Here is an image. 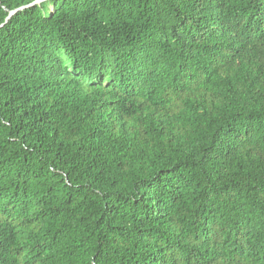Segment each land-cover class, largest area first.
I'll list each match as a JSON object with an SVG mask.
<instances>
[{
    "label": "trees",
    "instance_id": "obj_1",
    "mask_svg": "<svg viewBox=\"0 0 264 264\" xmlns=\"http://www.w3.org/2000/svg\"><path fill=\"white\" fill-rule=\"evenodd\" d=\"M0 264H264V0L0 27Z\"/></svg>",
    "mask_w": 264,
    "mask_h": 264
},
{
    "label": "water",
    "instance_id": "obj_2",
    "mask_svg": "<svg viewBox=\"0 0 264 264\" xmlns=\"http://www.w3.org/2000/svg\"><path fill=\"white\" fill-rule=\"evenodd\" d=\"M46 1H49V0H35V2H32L31 4H28V5H26V6H22V7H19V8H17V9H15V10L10 11V12H9V15L7 16V18H6V20H5V23H3L2 25H0V27H2V26L5 25L7 22H9V21L12 19V17H13L16 13H18L19 11H22V10H24V9H27V8L32 7V6H35V5H39V4H41V3H43V2H46Z\"/></svg>",
    "mask_w": 264,
    "mask_h": 264
},
{
    "label": "snow or ice",
    "instance_id": "obj_3",
    "mask_svg": "<svg viewBox=\"0 0 264 264\" xmlns=\"http://www.w3.org/2000/svg\"><path fill=\"white\" fill-rule=\"evenodd\" d=\"M34 2H35V0H34Z\"/></svg>",
    "mask_w": 264,
    "mask_h": 264
}]
</instances>
